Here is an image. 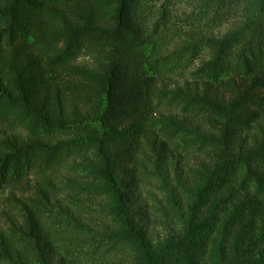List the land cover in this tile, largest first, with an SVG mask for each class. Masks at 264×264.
Instances as JSON below:
<instances>
[{"label":"trees","instance_id":"16d2710c","mask_svg":"<svg viewBox=\"0 0 264 264\" xmlns=\"http://www.w3.org/2000/svg\"><path fill=\"white\" fill-rule=\"evenodd\" d=\"M201 1L0 0V264H264V0Z\"/></svg>","mask_w":264,"mask_h":264},{"label":"rangeland","instance_id":"374dc122","mask_svg":"<svg viewBox=\"0 0 264 264\" xmlns=\"http://www.w3.org/2000/svg\"><path fill=\"white\" fill-rule=\"evenodd\" d=\"M147 7H152L153 12H157V9L160 6H164L167 9V13L170 15L171 21L173 23L174 28H192L197 30L199 29H209L214 30L215 33L224 32L227 28L230 27L233 20L239 18L240 14L235 11L236 16L227 17L226 22L217 27L216 23L214 25H210L206 23V19H210L211 13L208 15L203 14L199 7L202 5L201 0H142ZM232 13V12H231ZM159 14L154 13L152 18H157ZM205 18V19H202ZM151 19V18H150ZM208 25L209 27H206ZM202 54L206 57L207 53H201L197 56L195 62L197 63L198 59L202 56ZM86 59V58H85ZM195 66V63L191 65V68ZM142 204V194L134 195L133 208H136L137 205ZM1 210V209H0Z\"/></svg>","mask_w":264,"mask_h":264}]
</instances>
